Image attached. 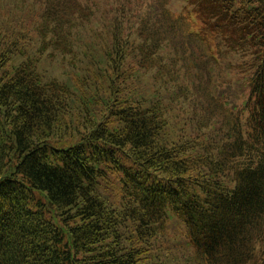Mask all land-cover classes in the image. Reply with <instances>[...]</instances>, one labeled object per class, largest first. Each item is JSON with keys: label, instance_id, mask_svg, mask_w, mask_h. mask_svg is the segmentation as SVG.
I'll use <instances>...</instances> for the list:
<instances>
[{"label": "trees", "instance_id": "trees-1", "mask_svg": "<svg viewBox=\"0 0 264 264\" xmlns=\"http://www.w3.org/2000/svg\"><path fill=\"white\" fill-rule=\"evenodd\" d=\"M195 1L0 0V264H264V0Z\"/></svg>", "mask_w": 264, "mask_h": 264}, {"label": "rangeland", "instance_id": "rangeland-1", "mask_svg": "<svg viewBox=\"0 0 264 264\" xmlns=\"http://www.w3.org/2000/svg\"><path fill=\"white\" fill-rule=\"evenodd\" d=\"M193 5L189 4L188 2H185L186 5L182 7V9H185L186 7L193 9V7H196V1L192 0ZM200 4L202 2L200 1ZM194 16L196 18V25L197 29L202 32V37L206 39L208 42L216 43V38H226V36H229L231 33H244L243 25H245V20L243 19L240 23H238L235 18L233 17L232 12H225L221 17L217 16H209L207 12L203 13L202 17L198 15L194 11ZM201 14V13H199ZM54 60V59H53ZM53 62V63H51ZM46 61L43 67L47 70V74L53 73L56 75V77L61 76L60 72H74L75 69H72V64L68 61L66 63H62L61 69H55L54 66L56 64V61ZM66 66V67H65Z\"/></svg>", "mask_w": 264, "mask_h": 264}]
</instances>
